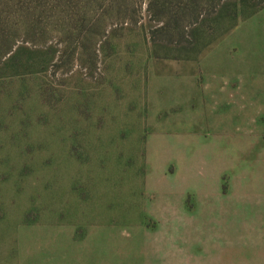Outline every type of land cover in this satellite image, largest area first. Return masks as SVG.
<instances>
[{
  "label": "rangeland",
  "instance_id": "374dc122",
  "mask_svg": "<svg viewBox=\"0 0 264 264\" xmlns=\"http://www.w3.org/2000/svg\"><path fill=\"white\" fill-rule=\"evenodd\" d=\"M92 1L2 28L0 264H264V7L188 47Z\"/></svg>",
  "mask_w": 264,
  "mask_h": 264
},
{
  "label": "trees",
  "instance_id": "16d2710c",
  "mask_svg": "<svg viewBox=\"0 0 264 264\" xmlns=\"http://www.w3.org/2000/svg\"><path fill=\"white\" fill-rule=\"evenodd\" d=\"M97 0L92 1V3ZM106 4V9L109 13L115 12L116 15L129 17L130 13L135 15L140 10L139 0H102ZM139 1V2H138ZM52 0H47L44 5H40L39 12L35 8L28 10L27 15H24L23 10L19 11V14H13L4 23L0 18V38L5 37L2 28L8 27L14 29V23L16 20L22 21V28L31 30L37 27L41 20V13H46L51 10ZM146 5V13L153 26L148 31L149 40L152 44L157 42H165L192 45V41L189 38L191 31L196 27L203 29H213L212 21L214 23L215 18L221 12L225 17H235L237 14V7L246 8L248 10H257L264 7V0H143ZM85 11H89V8L85 7ZM84 8V9H85ZM135 9V10H134ZM127 16V17H126ZM131 16V15H130ZM131 19V18H128ZM126 20L123 21L125 23ZM18 22V21H16ZM81 24V23H80ZM80 28V26H79ZM83 28V25L80 29ZM190 30V32H188ZM11 37V36H9ZM189 37V38H188ZM5 39H8L5 37ZM77 41L83 42V34L81 31L77 33ZM11 46L3 53L7 54L11 50Z\"/></svg>",
  "mask_w": 264,
  "mask_h": 264
},
{
  "label": "crops",
  "instance_id": "0c3cea01",
  "mask_svg": "<svg viewBox=\"0 0 264 264\" xmlns=\"http://www.w3.org/2000/svg\"><path fill=\"white\" fill-rule=\"evenodd\" d=\"M205 202V201H204ZM256 206L258 205V206H260V204L264 207V200H262L261 202H260V204H259V202L256 200V202L254 203ZM204 205H206V203L204 204ZM220 205V204H219ZM205 207V206H204ZM204 207H202L201 209H199L198 210V214H197V216H196V218L200 221L199 223H200V226L199 227H201V228H204V227H202V223L204 222V221H202L203 220V217H202V215L204 214ZM254 208H256V207H254ZM202 217V218H201ZM251 223L254 225V226H256L257 225V227H259L260 229L262 228V227H264V220L262 219V217L261 216H259V215H257L256 217H255V219H252L251 220ZM250 223V224H251ZM196 227H198V226H196ZM243 227H244V232H245V234H246V228L247 229H249L248 227H246L245 226V224L243 225ZM252 233H254V232H252ZM251 233V234H252ZM256 236H257V239L258 240H260L259 239V235L258 234H255ZM247 238H248V240L250 241L251 240V238H250V236L248 237V236H246ZM226 242L228 243V242H230V241H232V242H234V241H238L239 239L237 238H234V239H232L231 240V237H226ZM229 244V243H228ZM194 250H196V251H198V247H195L194 248Z\"/></svg>",
  "mask_w": 264,
  "mask_h": 264
}]
</instances>
